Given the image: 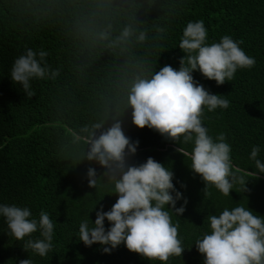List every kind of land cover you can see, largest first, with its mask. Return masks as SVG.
<instances>
[{"label": "trees", "instance_id": "trees-1", "mask_svg": "<svg viewBox=\"0 0 264 264\" xmlns=\"http://www.w3.org/2000/svg\"><path fill=\"white\" fill-rule=\"evenodd\" d=\"M199 20L208 31L207 45L228 35L242 41L240 47L256 61L221 86L193 73L198 84L229 101L226 109L205 108L202 125L214 140L223 133L231 146L237 177L232 192L226 197L210 187L205 195L204 182L190 168L194 142L179 144L148 128L137 129L131 109L122 117L123 130L139 146L129 163L138 166L152 157L169 167L182 194L176 208L187 200L183 215L172 216L185 251L167 264H203L195 244L211 233L209 215L240 204L264 218V173L250 158L258 146L257 159L264 163V0H0V205L27 207L37 220L46 212L54 224L52 248L41 257L23 248L29 239H42L39 229L17 241L0 215V264L25 259L33 264H162L129 252L123 243L106 254L101 245L86 247L79 240L80 223L89 217L94 224L96 212L111 210L117 199L113 183L88 187V168L98 176L103 169L95 162L79 163L86 147L80 129L112 114L142 60L147 59L149 71L165 65L179 70L183 31ZM137 22L148 33L142 45L108 48L97 38L109 23L114 37L124 25ZM158 28L165 31L158 33ZM27 49L48 52L46 63L60 69L54 81L31 80V98L10 76L15 59Z\"/></svg>", "mask_w": 264, "mask_h": 264}, {"label": "clouds", "instance_id": "clouds-1", "mask_svg": "<svg viewBox=\"0 0 264 264\" xmlns=\"http://www.w3.org/2000/svg\"><path fill=\"white\" fill-rule=\"evenodd\" d=\"M138 24L124 25L113 37V26L109 23L97 38L108 42V48L123 46L125 50L132 43L142 45L148 33ZM164 31L157 29L158 33ZM207 38L203 20L189 22L178 45L185 54L179 61V70L165 65L159 71H149L147 59L142 60L141 70L125 85L126 91L112 114L81 127L80 139L86 147L81 151L79 163L87 160L103 169L98 176L95 168H88V187L96 189L100 183H113V194L117 196L111 210L105 212L101 208L96 212L94 224L89 217L80 223L79 240L86 247L99 244L104 253L110 254L123 243L129 252L162 264H167L170 257H181L185 251L178 238L179 222L173 223L172 216L183 215L187 200L176 208L182 194L175 189L174 173L169 167L152 157L138 166L129 163L139 141L133 142L123 130L122 117L128 109L132 110V124L137 129L148 128L179 144L194 142L189 154L190 168L204 182V194L209 195L208 189L215 187L224 196H230L237 180L232 170L231 146L223 133L214 140L202 125L205 108L209 112L226 109L229 101L198 84L193 73L199 71L204 78L221 86L232 80L238 69H251L256 61L240 47L242 41L225 35L219 43L207 45ZM48 55L43 50L37 53L27 49L14 61L11 80L22 85L29 98L35 96L31 80L54 81L60 75L59 68L52 70L46 63ZM177 151L184 155L182 147ZM259 151L254 146L250 158L255 161L258 173H264V163L257 159ZM239 182L246 183L243 178ZM0 215L17 241L39 229L42 239H29L23 246L25 251L31 249L41 257L49 253L54 224L46 212H40L37 220L30 218L32 214L27 207L0 205ZM206 220L211 233L195 244L204 257L203 264H264V218L238 204L218 215H209ZM105 221L110 225L107 230ZM19 264L33 262L25 259Z\"/></svg>", "mask_w": 264, "mask_h": 264}]
</instances>
